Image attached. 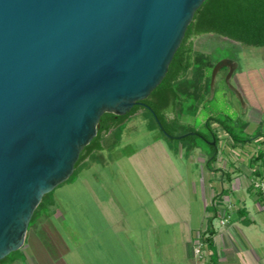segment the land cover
Returning <instances> with one entry per match:
<instances>
[{"label": "water", "instance_id": "1", "mask_svg": "<svg viewBox=\"0 0 264 264\" xmlns=\"http://www.w3.org/2000/svg\"><path fill=\"white\" fill-rule=\"evenodd\" d=\"M204 1L0 0V261L23 247L101 116L126 115L160 84ZM224 67L240 98L228 60L210 89Z\"/></svg>", "mask_w": 264, "mask_h": 264}, {"label": "crops", "instance_id": "2", "mask_svg": "<svg viewBox=\"0 0 264 264\" xmlns=\"http://www.w3.org/2000/svg\"><path fill=\"white\" fill-rule=\"evenodd\" d=\"M257 129L258 125L246 133ZM260 134L251 144L235 146L226 141L229 149L225 144L218 149L212 165L216 171H208L203 179L195 205L187 196L182 204L172 206L166 192L169 199L149 191L146 203L127 210L115 185L122 178H75L86 185L78 205L63 207L53 197L54 211L40 216L34 228L45 227L57 214L66 215L68 234L61 240H67L69 250L67 257L57 259L60 264H264V204L252 186L253 170L259 175L264 170V134ZM106 151L96 154L98 161L90 163L87 158L80 172L107 164ZM258 151L263 155L255 162ZM220 154L228 157L227 172L219 170ZM211 205L216 206L215 213L207 211ZM208 227L213 231L210 246L202 241ZM27 239L28 234L24 245ZM20 264L31 263L26 259Z\"/></svg>", "mask_w": 264, "mask_h": 264}, {"label": "rangeland", "instance_id": "3", "mask_svg": "<svg viewBox=\"0 0 264 264\" xmlns=\"http://www.w3.org/2000/svg\"><path fill=\"white\" fill-rule=\"evenodd\" d=\"M192 43L195 51L209 56L215 64L221 60L236 63L229 82L238 91L241 100L229 89L225 81L226 71L220 70L210 89V95L197 115L183 117L181 122L204 132L203 125L210 116H226L229 120L241 119L248 122L247 132L258 125L259 132L264 134V47L242 46L214 34L196 36ZM211 74L212 70L210 77ZM188 77L192 79L193 73ZM145 118L142 110L131 116L125 122L120 145L111 151L105 148L108 152L104 154L110 161L78 173L72 179L75 182L62 183L53 191L52 198H58L63 207L71 203L77 206L82 198V186L86 185L77 182L75 178H122L115 185L127 210L139 206V203H146L148 200L145 192L149 191L156 196L166 192L174 204L172 206H179L187 196L190 201L194 200L195 205V197L201 194L203 179L208 177V148L200 145L197 149L186 151L181 148L180 143L164 140L159 130L149 131L148 120ZM212 128L219 137L218 149L223 144L227 146L226 141L231 142L215 124ZM227 147L228 150L229 146ZM227 159L225 154L223 161L219 163V170H223L222 172H227ZM166 199L169 198L166 196ZM78 207L82 209V204ZM67 223L66 215L57 214L40 230L34 228V223L31 224L27 231L28 239L20 249L24 260L17 264L25 263L26 259L31 264L33 261L38 264H60L57 259L68 256L67 240H61L62 236L67 237Z\"/></svg>", "mask_w": 264, "mask_h": 264}, {"label": "trees", "instance_id": "4", "mask_svg": "<svg viewBox=\"0 0 264 264\" xmlns=\"http://www.w3.org/2000/svg\"><path fill=\"white\" fill-rule=\"evenodd\" d=\"M203 34H214L242 46L264 47V0H205L188 25L160 84L141 104L135 105L126 115L105 113L101 116L96 136L84 147L72 175L65 182L72 181L87 165L85 164L87 158L98 161L97 153L105 148L113 149L118 145L125 122L139 110L145 112V119L148 120L147 129L159 130L164 140L176 141L186 151L205 145L209 150V158L206 162V169L209 172L216 171L212 165L218 158L219 138L216 130L212 128L213 124L223 131L235 146L251 144L260 137L259 129L251 135L246 133L248 122L241 119L229 120L226 116L222 118L210 116L203 125L204 132L181 122L183 117H195L210 95V72L215 63L209 56L195 51L192 43L194 37ZM190 73H193L192 79L188 77ZM262 155L258 151L254 161H259ZM252 174L256 178L259 176L256 170H253ZM53 191L42 197L28 228L40 216L54 211ZM207 211L215 213L216 206L211 205ZM212 235L213 231L208 227L202 241L210 246ZM20 251L19 249L8 254L0 264H15L23 261Z\"/></svg>", "mask_w": 264, "mask_h": 264}, {"label": "built area", "instance_id": "5", "mask_svg": "<svg viewBox=\"0 0 264 264\" xmlns=\"http://www.w3.org/2000/svg\"><path fill=\"white\" fill-rule=\"evenodd\" d=\"M253 189L257 192L264 204V175L261 173L252 183ZM196 253H199V248L196 249Z\"/></svg>", "mask_w": 264, "mask_h": 264}, {"label": "flooded vegetation", "instance_id": "6", "mask_svg": "<svg viewBox=\"0 0 264 264\" xmlns=\"http://www.w3.org/2000/svg\"><path fill=\"white\" fill-rule=\"evenodd\" d=\"M229 62H232V61H229ZM224 69H225L226 73H228V70H229L228 67L222 68L221 71L224 70Z\"/></svg>", "mask_w": 264, "mask_h": 264}]
</instances>
